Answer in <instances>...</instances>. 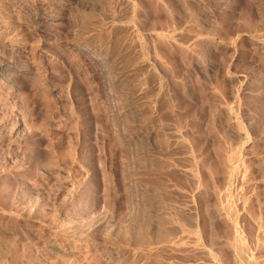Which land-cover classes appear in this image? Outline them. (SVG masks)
Masks as SVG:
<instances>
[{
	"label": "rangeland",
	"instance_id": "obj_1",
	"mask_svg": "<svg viewBox=\"0 0 264 264\" xmlns=\"http://www.w3.org/2000/svg\"><path fill=\"white\" fill-rule=\"evenodd\" d=\"M0 264H264V0H0Z\"/></svg>",
	"mask_w": 264,
	"mask_h": 264
}]
</instances>
